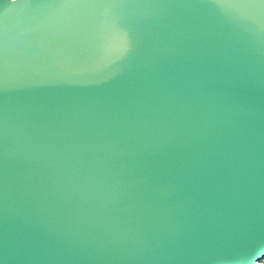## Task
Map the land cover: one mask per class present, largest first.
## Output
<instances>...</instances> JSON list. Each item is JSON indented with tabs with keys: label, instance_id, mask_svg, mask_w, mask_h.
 <instances>
[{
	"label": "water",
	"instance_id": "95a60500",
	"mask_svg": "<svg viewBox=\"0 0 264 264\" xmlns=\"http://www.w3.org/2000/svg\"><path fill=\"white\" fill-rule=\"evenodd\" d=\"M264 262V0H0V264Z\"/></svg>",
	"mask_w": 264,
	"mask_h": 264
},
{
	"label": "rangeland",
	"instance_id": "374dc122",
	"mask_svg": "<svg viewBox=\"0 0 264 264\" xmlns=\"http://www.w3.org/2000/svg\"><path fill=\"white\" fill-rule=\"evenodd\" d=\"M261 264H264V262H262Z\"/></svg>",
	"mask_w": 264,
	"mask_h": 264
}]
</instances>
